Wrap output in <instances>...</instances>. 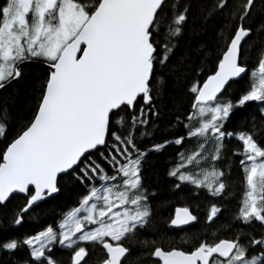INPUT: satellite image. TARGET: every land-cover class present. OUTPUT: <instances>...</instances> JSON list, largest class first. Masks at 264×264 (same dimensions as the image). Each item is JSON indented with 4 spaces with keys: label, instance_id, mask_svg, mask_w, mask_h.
<instances>
[{
    "label": "snow or ice",
    "instance_id": "obj_1",
    "mask_svg": "<svg viewBox=\"0 0 264 264\" xmlns=\"http://www.w3.org/2000/svg\"><path fill=\"white\" fill-rule=\"evenodd\" d=\"M189 27L214 38L195 61L175 56ZM25 67L30 115L0 108V264H264V0H0V90ZM253 102L259 122L230 130ZM169 149L161 191L151 158ZM232 157L244 194L220 238ZM64 184L76 206L18 235ZM169 206L166 227L200 234L160 235Z\"/></svg>",
    "mask_w": 264,
    "mask_h": 264
},
{
    "label": "trees",
    "instance_id": "obj_2",
    "mask_svg": "<svg viewBox=\"0 0 264 264\" xmlns=\"http://www.w3.org/2000/svg\"><path fill=\"white\" fill-rule=\"evenodd\" d=\"M255 39V37L253 38ZM213 34L211 32L192 34L190 27L186 30L183 38L179 41V46L175 51L176 58L188 53L191 55L192 60H196L195 50L204 43H208L210 46L213 45ZM250 57L255 56V52H249ZM252 61H249V67H251ZM24 72L26 75L25 81L20 84H14L7 91H0V108L5 104L13 109L18 116H28L30 115L29 106L32 103V81L39 74V69L35 67H25ZM248 81V76L246 75L238 85H234L235 91L232 92L233 98L239 94V89L245 86ZM260 106L256 103H250L242 109H237L230 121L228 122V127L230 130H239L245 125L252 122H259L260 118ZM11 135V133H10ZM160 133H157L155 138L149 139L147 141V146H150L154 142L160 141ZM239 141L233 139L231 141V147L235 149L239 145ZM3 144L0 143V148ZM174 155V149H169L164 154H157L151 158V164L153 167L149 171V179L151 183L159 184L161 191L166 190L167 185L161 183L163 180V174L166 167V160ZM238 165V158L232 157L231 162L225 161V166L232 169V183L229 188L230 195L225 201V205L228 209L225 212V219L218 221L216 225L213 226L212 232L220 236V238H230V234L227 227V221L231 219L232 213L240 205L243 198L244 188L240 183V171L236 167ZM81 189L72 186L71 184H64L61 193L51 198L47 203L43 204L40 209L37 210V219L29 220L23 225L18 231L19 234L24 233H35L42 228V226L47 223L51 225L59 217L61 210H70V206H76V201L81 195ZM13 203H16L15 201ZM179 206V205H176ZM174 211V207H161L156 210V223L155 229L160 235L171 236L177 240V242L185 239L188 235L193 237L200 234L201 225H196L195 227H189L188 229L182 231H175L172 228L166 227L165 221H167ZM223 225V231H219ZM238 230L237 227H233L232 231ZM56 254L58 256L66 258L67 251L62 249H57ZM141 256H147L146 253H139ZM96 256L93 255V260Z\"/></svg>",
    "mask_w": 264,
    "mask_h": 264
},
{
    "label": "water",
    "instance_id": "obj_3",
    "mask_svg": "<svg viewBox=\"0 0 264 264\" xmlns=\"http://www.w3.org/2000/svg\"><path fill=\"white\" fill-rule=\"evenodd\" d=\"M0 91H2V90H0ZM189 227H191V225L190 226H185L183 229H173V230H175V231H182V230L188 229Z\"/></svg>",
    "mask_w": 264,
    "mask_h": 264
}]
</instances>
